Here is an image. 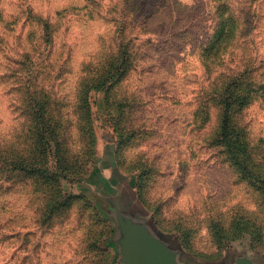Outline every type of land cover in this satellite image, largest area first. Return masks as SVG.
<instances>
[{"label": "rangeland", "instance_id": "obj_1", "mask_svg": "<svg viewBox=\"0 0 264 264\" xmlns=\"http://www.w3.org/2000/svg\"><path fill=\"white\" fill-rule=\"evenodd\" d=\"M84 1L0 0L11 22L9 27L5 19L0 22L9 44L2 43L20 48L23 34L25 47H34L40 43L34 15L54 16L61 9V52L82 61L119 39L121 26L113 20L121 15L113 8L115 0L65 9ZM141 1L145 26L136 30L133 45L138 61L121 87L140 97L141 109L137 116L128 115L132 108L126 112L125 136L119 138L105 108L94 105L95 153L81 176L62 179L63 198L58 196L51 218L46 215L51 184L0 189V264H126L118 212L126 222L147 226L178 264H237L243 258L264 264V140H259L264 138V79L241 116L256 146L250 158L255 173L244 177L214 140L219 110L208 101L212 82L205 58L230 35L217 63L224 68L239 63L237 72L253 63L264 74V0ZM31 30L36 36L28 40ZM43 51L44 46L34 52L38 68L25 72V80L54 81L56 75L44 73ZM251 55L250 64L243 61ZM62 99L51 94L53 108ZM8 102L0 91L2 137L12 135L20 122Z\"/></svg>", "mask_w": 264, "mask_h": 264}, {"label": "trees", "instance_id": "obj_2", "mask_svg": "<svg viewBox=\"0 0 264 264\" xmlns=\"http://www.w3.org/2000/svg\"><path fill=\"white\" fill-rule=\"evenodd\" d=\"M216 1L227 4L230 0ZM87 2L102 4L101 0H85L82 4H70L65 9L82 8ZM142 4L140 0L113 1V8L121 12V15L113 18L121 23L118 30L120 38L105 43L102 50L80 62L74 61L72 52L65 56L57 41L64 10H57L54 16L34 15L40 28V43L32 48L25 47L23 34L18 37L20 48H9L2 43L5 41L9 44L0 33V91L8 96V109L13 113L17 111L20 117L12 135H0V189L12 192L18 184H51L53 191H49V195L52 198L49 196L46 207L49 218L53 216L55 203L60 200L58 196L63 198L62 179L81 176L95 153L94 105L100 104L105 108L119 138L125 136L123 119L126 112L132 108L128 115L137 116L138 109H141L140 97L121 92V87L138 61L139 51L133 45L139 37L136 30L140 24L142 28L145 26L139 14ZM4 13L0 8V22L5 19ZM10 23L5 19L6 26L9 27ZM35 36L36 31L31 30L26 34V39ZM229 41L232 40L227 35L205 55L212 82L208 101L219 110L214 140L221 149L232 155L233 162L246 177L245 172L255 173V163L250 158L256 146L252 142L248 124L241 116L253 100L258 84L262 82L259 79H264V74L258 73L262 66L253 63L240 72L236 71L241 68L239 63L228 68L217 63ZM43 46L44 73L47 76L56 75L54 81L44 78L43 84L41 78L34 82L25 80V72L38 68L32 63L36 61L34 52ZM251 58L252 55L243 61L250 64ZM60 78L63 79L58 81ZM62 88L65 89L64 93L60 92ZM51 94L63 98L56 108H53ZM19 131L22 139H18ZM44 219L43 210L39 218L41 225H44Z\"/></svg>", "mask_w": 264, "mask_h": 264}, {"label": "water", "instance_id": "obj_3", "mask_svg": "<svg viewBox=\"0 0 264 264\" xmlns=\"http://www.w3.org/2000/svg\"><path fill=\"white\" fill-rule=\"evenodd\" d=\"M123 233L126 264H178L174 252L153 235L147 226L123 220L118 212ZM237 264H254L252 259H239Z\"/></svg>", "mask_w": 264, "mask_h": 264}]
</instances>
